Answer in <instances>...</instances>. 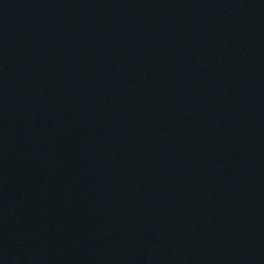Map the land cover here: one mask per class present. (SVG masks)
Here are the masks:
<instances>
[{"label":"water","instance_id":"95a60500","mask_svg":"<svg viewBox=\"0 0 264 264\" xmlns=\"http://www.w3.org/2000/svg\"><path fill=\"white\" fill-rule=\"evenodd\" d=\"M0 264H264V0H0Z\"/></svg>","mask_w":264,"mask_h":264}]
</instances>
